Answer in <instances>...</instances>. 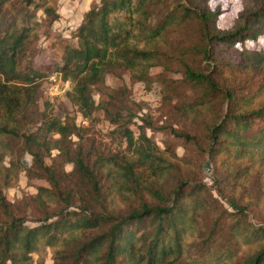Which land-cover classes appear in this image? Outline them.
<instances>
[{
	"label": "trees",
	"instance_id": "1",
	"mask_svg": "<svg viewBox=\"0 0 264 264\" xmlns=\"http://www.w3.org/2000/svg\"><path fill=\"white\" fill-rule=\"evenodd\" d=\"M11 1L0 0V186L16 181L26 153L49 185L29 197L33 226L0 188V264H34L33 254L43 264L47 248L53 264H264V217L251 221L236 192L264 166V51L232 49L264 33V0H251L227 29L207 0H100L70 38L58 39L60 61L44 65L34 63L36 12L50 24L59 16L45 0H23L12 14ZM148 35L163 45L146 44ZM52 73L72 83L63 95L82 118L100 112L128 145L138 140L140 156L120 154L116 179L100 151L84 150L87 128L74 117L26 127L40 82ZM125 74L156 79L161 105L171 106L157 124L208 157L210 185L185 177L192 167L172 143L159 149L146 136L155 127L148 113L136 117L107 84L108 75ZM184 105L195 107L188 117Z\"/></svg>",
	"mask_w": 264,
	"mask_h": 264
},
{
	"label": "rangeland",
	"instance_id": "2",
	"mask_svg": "<svg viewBox=\"0 0 264 264\" xmlns=\"http://www.w3.org/2000/svg\"><path fill=\"white\" fill-rule=\"evenodd\" d=\"M46 5L54 9V13L59 17L52 23H49V19L45 16L42 10L36 12V18L38 21V40L35 42L37 54L34 58L36 65L48 64L52 61L59 62L60 47L58 45L59 38H70L73 31L82 22L84 14L88 11L92 4L99 3L100 0H45ZM251 3V0H207V5L210 9H219L221 12L217 18V26L221 29H227L234 25L237 20L238 13ZM24 5L23 0H12L5 6V10L10 13H15L20 6ZM28 10H32V6L28 7ZM74 41V39H71ZM146 44L150 43L154 47L163 45V40L155 39L147 36ZM232 49L237 52L244 51L245 49H252L258 51H264V33L258 36L256 39H248L243 43H237ZM160 71V68L152 69V73L156 74ZM259 78H264V74H260ZM41 83V89L39 97L37 99L36 106L30 111V118L26 127L29 131H34L40 123L47 119L49 116H64L74 117L76 122L87 128V140L83 145L84 150H88L92 147V151H100L102 157H106L111 168V179L118 177L117 159L120 154L134 155L135 157L140 153V144L136 140L131 145L120 136L115 135L112 132L113 125L107 120L103 119L100 112L94 113L91 118L84 119L78 113L77 108L74 107L66 97L61 94L51 97L45 90L47 84L46 78H43ZM45 83V84H44ZM107 84L112 90H115L119 95V98L123 100L131 113H135L136 117H140L144 113H148L149 121L153 120L154 128H147L146 133L148 137L153 139V145L159 149H164L166 143H172L176 154L179 157H183L184 165L192 167L186 174L187 179L200 180L202 179L207 185L212 183L211 177L213 174L212 163L208 157L203 156L192 146H181L179 141L172 138L167 131L161 130L157 120L162 116L165 119L166 115H162L171 110L170 104L166 103L161 105V89L156 79L153 77L149 83L132 82L129 74H125L121 78H113L111 75L107 76ZM72 83L70 82V88ZM94 99L98 101L99 96L94 94ZM161 105V106H160ZM200 108L206 109V106L202 102H198ZM186 116L188 117L195 109L193 106L184 105ZM168 123L173 122L172 116L167 118ZM185 128L190 129V126ZM58 137L56 133H51L49 138L55 140ZM73 140L77 139L73 137ZM181 141V140H180ZM183 143V142H182ZM18 150L16 149L17 159ZM57 154L56 150H52L51 157ZM140 156V155H139ZM117 160V161H116ZM9 158H4V163L8 165ZM47 163H50V159H46ZM57 163L60 159H57ZM21 170L18 174V178L10 186H0L3 195L10 202L15 203V209L20 212H28L27 224L35 225L36 215L32 213L31 208L28 206L29 197L37 192L38 186H48V181L44 176H40L36 169L32 166V158L29 154H24L20 159ZM108 166H106V169ZM136 168V167H135ZM64 169L70 171L72 169L71 163H65ZM158 181H161L162 171H156ZM252 176V177H251ZM248 180H246L243 187L239 188L237 194H242L243 204L250 206L246 211L248 212L249 219L255 223H258L259 219L264 217V166L260 168L258 172L254 171ZM258 177V178H256ZM257 193H254L257 191ZM144 196L147 199H153L152 195L148 191H143ZM214 195L216 193L214 191ZM258 198V200H257ZM260 199V201H259ZM221 203L228 207L224 200ZM73 209V208H71ZM2 217L0 216V221ZM43 264H53L52 253L49 248L43 252ZM34 264L37 259V254H33ZM233 264H241L239 260H235Z\"/></svg>",
	"mask_w": 264,
	"mask_h": 264
},
{
	"label": "built area",
	"instance_id": "3",
	"mask_svg": "<svg viewBox=\"0 0 264 264\" xmlns=\"http://www.w3.org/2000/svg\"><path fill=\"white\" fill-rule=\"evenodd\" d=\"M46 80L45 90L51 97L64 94L70 89L69 80L63 79L61 73H52Z\"/></svg>",
	"mask_w": 264,
	"mask_h": 264
}]
</instances>
